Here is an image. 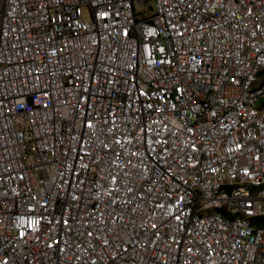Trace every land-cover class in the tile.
Segmentation results:
<instances>
[{"label":"built area","instance_id":"obj_1","mask_svg":"<svg viewBox=\"0 0 264 264\" xmlns=\"http://www.w3.org/2000/svg\"><path fill=\"white\" fill-rule=\"evenodd\" d=\"M264 0H0V264H264Z\"/></svg>","mask_w":264,"mask_h":264},{"label":"trees","instance_id":"obj_2","mask_svg":"<svg viewBox=\"0 0 264 264\" xmlns=\"http://www.w3.org/2000/svg\"><path fill=\"white\" fill-rule=\"evenodd\" d=\"M261 74L264 76V70L261 72ZM261 221L264 222V218H262Z\"/></svg>","mask_w":264,"mask_h":264}]
</instances>
